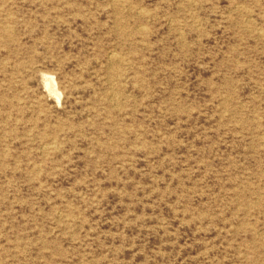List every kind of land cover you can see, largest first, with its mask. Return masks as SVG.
I'll use <instances>...</instances> for the list:
<instances>
[{"label":"rangeland","instance_id":"374dc122","mask_svg":"<svg viewBox=\"0 0 264 264\" xmlns=\"http://www.w3.org/2000/svg\"><path fill=\"white\" fill-rule=\"evenodd\" d=\"M0 264H264V0H0Z\"/></svg>","mask_w":264,"mask_h":264},{"label":"bare ground","instance_id":"6f19581e","mask_svg":"<svg viewBox=\"0 0 264 264\" xmlns=\"http://www.w3.org/2000/svg\"><path fill=\"white\" fill-rule=\"evenodd\" d=\"M48 88L50 89V90H52L53 91V89H54V85H53V83L51 82V81H49L48 82Z\"/></svg>","mask_w":264,"mask_h":264}]
</instances>
